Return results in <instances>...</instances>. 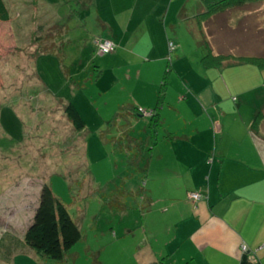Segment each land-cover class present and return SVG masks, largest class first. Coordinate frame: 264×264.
I'll return each mask as SVG.
<instances>
[{"label": "crops", "instance_id": "1", "mask_svg": "<svg viewBox=\"0 0 264 264\" xmlns=\"http://www.w3.org/2000/svg\"><path fill=\"white\" fill-rule=\"evenodd\" d=\"M32 1V8L46 9L47 18L32 43L46 49L32 61L36 84L58 105L71 102L81 117L80 107L93 112L82 88L89 82L97 86L114 112L107 107L99 117L95 111L102 125L92 131H112L129 168L144 181L133 191L142 190L130 209L141 223L128 231L142 233L128 264H264V67L239 60L219 67L205 68L201 61L180 65L185 47L178 24L193 19L197 26L204 11L200 0L189 13L184 0H78L74 8L62 0ZM57 4L79 12L74 19L66 14L62 25L57 10L51 16ZM56 28L60 34L52 31ZM88 37L110 40L115 49L97 55L92 43L84 42ZM169 41L176 45L174 55ZM57 45L68 52V66L55 53ZM48 57L63 65L57 70L64 95L39 77L38 64ZM135 108H156L160 124L153 135L147 121L138 129L142 116L134 115ZM63 120L74 146L77 133ZM139 139L143 157L130 161L127 147ZM196 192L200 200L191 201L189 194Z\"/></svg>", "mask_w": 264, "mask_h": 264}, {"label": "rangeland", "instance_id": "2", "mask_svg": "<svg viewBox=\"0 0 264 264\" xmlns=\"http://www.w3.org/2000/svg\"><path fill=\"white\" fill-rule=\"evenodd\" d=\"M4 1L10 20L6 24L0 23V80L3 81L0 90V236L11 232L23 240L38 204L39 188L45 182L53 196L67 209L82 235L66 254L63 264H128L133 242L141 240L142 233L128 230L141 223L140 218L131 210L111 211L103 205L101 197L115 195L124 204L134 207L137 205L135 198H120L118 191H136L144 181L141 182L138 171L129 168L126 152L114 145L116 138L112 131H92L102 125L95 111L99 117L104 116L106 111L103 110L108 107L105 105L108 102L103 95H98L99 88L91 82L82 88L93 112L88 115L80 107L87 126L83 134L75 135L76 146L69 144L71 136L58 104L36 84V77L31 72L34 56L46 51L43 45H32L35 37L40 35L39 29L42 28L39 25L47 20L43 16L46 9L32 8L35 7L32 0ZM27 1L32 5H27ZM197 1L184 0L186 13L197 7ZM64 8L57 4L50 9L51 16L57 10V22L62 21V25L69 20L66 14L71 13L74 19V13L79 12ZM196 19L197 26L193 19H184L179 22V27L175 26L185 47L184 53L179 55L184 56L181 66L187 64L190 67L194 61L200 62L206 54L205 45L212 54L222 58L221 65L264 58V1L226 9L209 18L199 15ZM56 29L52 31L60 34L61 30ZM91 40L88 37L84 42L91 45ZM79 43V39L71 42V49ZM56 47L57 51L53 52L62 55L63 64L68 66V52L63 54L60 50L64 52V47ZM173 58L170 62L175 61ZM57 61L55 57L42 60L38 64L39 77L46 88H53L61 96L66 92L61 84L62 78L58 79L63 77L57 70L62 63ZM93 68L88 70V77L93 76ZM106 110H112L110 114L113 115L114 109L108 107ZM144 123L146 119L142 118L138 129ZM138 132L140 134V130ZM11 264L56 263L25 249L14 255Z\"/></svg>", "mask_w": 264, "mask_h": 264}, {"label": "trees", "instance_id": "3", "mask_svg": "<svg viewBox=\"0 0 264 264\" xmlns=\"http://www.w3.org/2000/svg\"><path fill=\"white\" fill-rule=\"evenodd\" d=\"M63 3L71 8L78 5V0H62ZM204 5V12L201 17L209 18L212 15L219 14L226 9L242 8L245 5L264 0H200ZM74 10V9H73ZM10 20V14L4 0H0V23L6 24ZM95 39V38H94ZM93 39V40H94ZM102 39V38H100ZM92 40V45H93ZM172 42V41H169ZM174 43V42H173ZM175 44V43H174ZM176 46V45H175ZM206 55L202 58L201 64L203 67H219L222 58L211 53L207 45ZM94 47V46H93ZM95 51V48H94ZM257 65L260 68L264 67V58H248L241 60ZM1 62V56H0ZM161 88H165L166 77L163 78ZM3 87V81L0 80V90ZM161 98H158V103ZM58 104V103H57ZM59 111L65 121L71 125L75 133L82 132L86 124L79 114L75 106L68 102L67 104H59ZM157 108V107H156ZM155 108V109H156ZM139 108L133 109L136 116H141L138 112ZM155 109L150 110L152 115L145 118L148 127L149 135H153L160 124ZM146 110V109H145ZM149 110V109H148ZM103 133V132H102ZM132 146L127 147V152L132 154L131 160L136 159L138 156L143 157L139 150L144 149V140H134ZM116 145V143L114 144ZM76 146V145H75ZM74 146V147H75ZM117 147L119 144L116 145ZM144 151V150H143ZM70 152V151H69ZM68 152V153H69ZM143 153V152H142ZM142 190L137 192H126L119 190L118 196L135 198L140 196ZM101 202L104 206L108 207L111 211L124 212L132 209L133 207L127 203H123L117 199L115 195L102 196ZM145 207L141 206L143 210ZM82 235L78 229L77 224L70 217L67 209L61 202L53 196L51 188L48 184L43 182L40 186L39 200L37 207L33 214L31 224L26 228L23 240L19 239L15 234L6 232L0 237V264H11L14 255L25 249H31L41 258L53 261L56 264L65 263L66 254L81 240Z\"/></svg>", "mask_w": 264, "mask_h": 264}, {"label": "built area", "instance_id": "4", "mask_svg": "<svg viewBox=\"0 0 264 264\" xmlns=\"http://www.w3.org/2000/svg\"><path fill=\"white\" fill-rule=\"evenodd\" d=\"M93 46L95 48L97 55H107V54L112 53L115 49V45L110 40L100 39V38H95L93 40ZM168 49L170 52H173L176 49L175 44L173 42H168ZM138 112L142 117H146V118L152 115V112L150 110H145L142 108H139ZM200 198H201V195L199 192L189 194V199L191 201L197 202L200 200ZM241 249L244 252L246 251L245 246H242Z\"/></svg>", "mask_w": 264, "mask_h": 264}]
</instances>
